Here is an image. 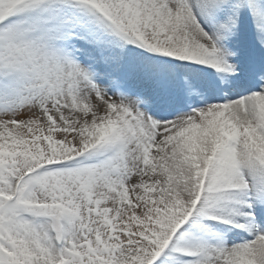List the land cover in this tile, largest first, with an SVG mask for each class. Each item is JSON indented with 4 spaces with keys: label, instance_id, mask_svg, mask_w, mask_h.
<instances>
[{
    "label": "snow or ice",
    "instance_id": "6c2138e0",
    "mask_svg": "<svg viewBox=\"0 0 264 264\" xmlns=\"http://www.w3.org/2000/svg\"><path fill=\"white\" fill-rule=\"evenodd\" d=\"M0 264H264V0H0Z\"/></svg>",
    "mask_w": 264,
    "mask_h": 264
}]
</instances>
